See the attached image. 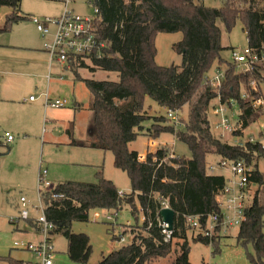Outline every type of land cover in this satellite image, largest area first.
Segmentation results:
<instances>
[{
  "label": "trees",
  "instance_id": "trees-1",
  "mask_svg": "<svg viewBox=\"0 0 264 264\" xmlns=\"http://www.w3.org/2000/svg\"><path fill=\"white\" fill-rule=\"evenodd\" d=\"M223 1V7L217 9L206 7L202 0H90L100 11L98 33L107 43L101 57L90 58V70L114 72L119 76L116 82L82 79L94 98L95 140L90 147L113 155L114 166L128 175L132 192L120 193L99 171L95 183L57 185L52 192L62 198H50L51 191L43 193L44 214L53 226L51 234L66 239L71 261L89 264L92 254L90 238L73 233V222H88L90 213L96 210L117 214L123 206H129L133 215L141 212L142 225L126 226L119 236L113 234V240L121 241V236L129 233L131 242L103 256L98 264H149L167 258L174 251L173 240L181 242L174 264H191L189 237L196 243L217 245L222 226H217L212 238L205 237L203 231L209 217H222L226 178L208 173L209 155L221 160L244 161L250 169L249 183L264 187V173L256 164L264 158L262 145L251 142L230 145L212 132L208 119L209 106L217 98L223 104L230 105L231 100L239 103L237 130L232 133L235 137L240 138L259 117L261 110L253 104L262 98L258 84L264 80V62L242 72L236 63L224 60L221 53L225 48L221 45L217 21L222 20L231 30L240 19L248 46L264 53V0ZM21 2L0 0V7L13 10L0 33L10 32L15 24L26 19L19 15ZM175 32L183 34L182 41L174 46L182 56V65L161 67L155 62L156 35ZM83 62L78 59L72 68L78 69ZM214 66L219 70L225 68V78L217 88L207 85L208 74ZM243 94L246 98H242ZM195 95L197 98L193 101ZM147 98L176 113L188 104L190 113L184 131L163 125L170 119L168 114L150 117L144 110ZM153 120L157 123L146 128L145 123ZM156 127L160 128L155 130ZM163 133L185 143L192 157H177L167 148L141 156L128 148L141 136L155 139ZM74 144L84 146L80 142ZM259 192L247 203V220L237 235L239 245L253 249V253L247 252L251 264H264V206L259 202ZM163 203L175 212L170 242L165 241L161 228ZM192 216L199 218L200 229L189 225L187 219ZM28 226L40 233L34 218L28 220ZM0 260L21 264L10 259Z\"/></svg>",
  "mask_w": 264,
  "mask_h": 264
},
{
  "label": "rangeland",
  "instance_id": "rangeland-1",
  "mask_svg": "<svg viewBox=\"0 0 264 264\" xmlns=\"http://www.w3.org/2000/svg\"><path fill=\"white\" fill-rule=\"evenodd\" d=\"M202 3L206 7L217 9L224 5L223 0H202ZM70 7L80 15L93 13V5L90 0H71ZM64 9V3L60 0H22L20 6V11L23 14L34 16L42 21L47 18H59ZM12 11L10 7H0L1 28L4 27L5 20ZM27 21L25 20L19 25L16 24L11 30L12 33L0 34V69L6 71L0 73L2 97L6 98V101H0V134L8 129L14 137L11 145L8 144L10 150L6 141L1 140L0 144V191L2 192H0V196H6V208L0 212V258H13L20 263L35 261L36 257L28 251L16 248L15 242L38 243L42 236L29 232L28 220L20 219L17 223H12L10 217H18L22 209H27L31 218H39L43 215L39 198L45 191H52L57 185L64 182L95 183L96 174L102 171L103 177L113 182L120 193L128 195L132 192L128 175L114 166L113 155L110 152L90 147V144L95 140L92 112L94 98L84 81L77 80L76 74L72 70L68 69L62 73V81L58 76L53 75L55 79L51 82V86L54 84L52 88L59 89V91H52L53 96L49 95V97L54 100L59 97L67 99L69 104L65 108H48L47 117L51 121L47 120L45 123L44 115L40 116L37 110L29 109L30 96L36 98L38 94L34 92V86L28 84L26 77L23 78L20 70L26 74L28 68L31 67L26 60L28 57L24 54H31L32 50H28L27 47H32L34 40L25 42L22 32L31 38L37 34L38 30L31 21L29 22L32 26L28 25L30 23ZM217 25L221 30V45L225 48L221 57L227 62L233 63L231 51L243 52L248 48L247 35L243 30L242 22L238 19L231 30L226 28L222 20H218ZM182 39L181 32L156 35L155 62L157 65L161 67L182 65V56L174 48ZM90 67H92L91 61L85 60L78 68L80 69L78 76L96 81L116 82L119 80L118 74L114 72L101 70L91 72ZM224 69L219 70L214 66L208 77L213 78L217 71L223 72ZM258 85L264 100V80ZM213 88L217 87L213 86ZM201 92L202 90L198 94ZM196 98L197 95L193 97V101ZM75 105H79L80 109H76ZM216 105L219 106V98L211 102L208 110L211 129L216 136H220L219 138L230 145H244L250 141H252L251 143H260L264 150V108H260L258 119L238 138L227 132L221 134L222 131L215 129V124L220 120L219 117L213 115V108ZM225 105L228 107V104ZM144 110L152 118L167 117V114L169 117L171 112L151 98L146 99ZM240 112L239 103L235 102L232 110H228L225 115L236 126ZM189 113L190 107L187 104L179 113L175 114L176 120L171 121L169 117L170 119L163 125L167 126L168 124L173 128L176 126L177 131H184ZM152 123L157 122L155 120L146 122V128H152ZM71 127L73 128L70 135L67 130ZM158 128L160 127H156L155 130ZM74 141L83 143L84 146L75 145ZM16 144L18 145L16 146ZM128 148L138 152L141 156H145L148 152H155L159 148H167L169 153L174 152L177 157H192L188 146L169 133H163L155 139L141 136L130 143ZM220 160L221 158L218 156L209 155L206 159L207 168L209 165L216 166ZM256 164L258 170L264 173V158L258 159ZM41 170L48 171L47 180L50 182V187L43 184L39 186ZM215 171L219 175H225L226 184H228V180L232 178L230 171L227 169ZM251 191L253 193L260 191L259 202L264 206V187L261 188L255 184L251 186ZM253 193L251 199L256 194ZM22 196L27 199L25 207L19 203ZM223 202H225V197H223ZM41 204L44 205L43 200ZM222 212L227 214L224 208H222ZM137 224L142 225L141 212L133 215L129 206H123L117 214L108 210L92 211L88 222H73L71 229L75 234H85L90 238L92 254L89 264H98L103 256L131 242L132 238L129 233L124 234L125 242L113 240V234L119 236L126 226L134 227ZM220 228L221 233L218 235L220 240L215 246L196 243L189 237V262L191 264H251L247 252L253 253L252 247L244 248L237 242L239 226L224 225ZM50 241L55 251L52 258L53 264H78L69 259L67 255L68 243L62 235L50 234ZM179 244H181L180 241L173 240L174 251L167 258H159L149 264H174ZM0 264L8 263L0 260Z\"/></svg>",
  "mask_w": 264,
  "mask_h": 264
},
{
  "label": "built area",
  "instance_id": "built-area-1",
  "mask_svg": "<svg viewBox=\"0 0 264 264\" xmlns=\"http://www.w3.org/2000/svg\"><path fill=\"white\" fill-rule=\"evenodd\" d=\"M64 3L65 9L63 14L59 18H47L40 20L34 16L29 19L36 25L37 30L40 32L43 38L51 36L49 40L44 42V49L49 54L50 59L57 61L61 64L71 65L76 63L78 59L90 60L93 56L101 57L103 49L107 47V43L103 41L98 33V24L100 21V11L98 8L93 7V13L91 15L77 14L70 7L71 0H60ZM53 28V30H52ZM233 62L242 68V72H247L255 68V66L261 62H264V53H259L257 50L248 46L243 52L232 50ZM225 78V73L217 71L216 76L213 78L208 77L207 85L219 87ZM255 83H252V87ZM242 98H246V94L242 95ZM31 97L30 100H34ZM220 104L216 108H213V114L219 116L220 120L215 124V129L222 131L221 134L227 132L232 134L237 130L236 126L226 117V105L223 104L219 98ZM47 106L53 108H64L69 103L67 99L50 100L46 96L45 101ZM235 101L231 100L228 109L233 107ZM253 107L255 109L264 108L263 98H258L254 101ZM175 112H170L169 117L176 120ZM9 141H12L14 137L9 133L5 134ZM252 142V141H250ZM242 146V144H240ZM170 150V149H169ZM216 168L227 169L230 171L232 178L223 189V195L225 202L222 203L221 209L224 208L227 214L222 212V217L214 215L209 217L206 226L203 231V235L208 238H212L217 226H241L246 222L247 217L245 214V208L249 202L251 196V184L249 183L248 173L250 169L247 164L242 160H220L216 165ZM214 166H209V172H214L216 169ZM48 171L41 170L39 174V186L44 185L50 187V182L47 180ZM63 196L54 192H50V198L57 199ZM43 200V194H41L39 201L43 210V215L39 218H34L36 224L39 227V234L42 239L38 243H26L23 241L15 242V247L20 250H25L33 254L36 257L35 261H24L21 264H53L52 258L54 256V249L51 245L50 234L53 226L47 221L44 214V205L41 204ZM19 203L25 207L27 204L26 197H21ZM163 208H168L166 203H163ZM230 214H232L230 216ZM20 219L30 220L29 211L22 209L18 217H10L12 223H17ZM144 219V218H143ZM188 223L193 229H200L198 217H188ZM162 233L165 236V241H172V231H168V225L161 220ZM121 242H125V238L121 236Z\"/></svg>",
  "mask_w": 264,
  "mask_h": 264
},
{
  "label": "crops",
  "instance_id": "crops-1",
  "mask_svg": "<svg viewBox=\"0 0 264 264\" xmlns=\"http://www.w3.org/2000/svg\"><path fill=\"white\" fill-rule=\"evenodd\" d=\"M12 13H10V15ZM19 15L20 16H25L26 19H24L23 21H20L19 23H17V25H19L20 23L24 22L25 20H28L27 23L29 21H31L29 18L32 17V16L23 14L21 11L19 12ZM5 23H6V20H5ZM5 23H4V25H5ZM15 25L13 26V28L15 27ZM28 25L32 26L31 23L28 24ZM2 28H3V26H2ZM52 30H53V28H52ZM7 33H12V32L11 31L10 32H5V34H7ZM0 34H3V33H0ZM22 36H23L22 38H23V40L25 42H30V41L34 40L33 41L34 45H32V47H27L28 50H32L31 54H24V56L28 57L26 60H27L28 63H30L31 67L28 68V72L26 71V74L21 72V70H20V74H23V78L26 77V79L28 80L27 81L28 84L29 85L32 84L34 86V92L36 94H38V97H36L34 100H30V98L33 97L32 95L30 96L29 101L31 103L29 105V109L31 111L37 110L39 112L40 116L44 115V120H45L44 122L46 123L47 120L51 121L47 117L48 108H53V107H50V106L46 105V103H45L46 96L50 100H54L51 97H49V95L53 96V92L52 91H54V92L55 91H59V89L55 90V89L52 88L54 84L51 86V82L55 79V78H53V75L54 76H58L59 80L62 81L63 80L62 77H61L62 73H65L66 70L70 69L76 74V79L77 80H80V79L82 80L83 78L78 76V71L80 69L72 68L74 66L71 67V65L61 64V63H59L57 61H53V60L50 59L49 54L44 49V42L46 40H49L51 38V36L43 38L42 35L39 33V31H37V34L32 36L31 38H29L27 34H24V32H22ZM42 42H43V44H42ZM18 60H21V59H18ZM23 60H25V59H23ZM2 72L4 73L6 71L4 69H0V73H2ZM58 99H61V98L59 97ZM2 100L6 101V98L2 97V88H1V84H0V101H2ZM55 100H57V99H55ZM219 104H220V101H219ZM75 107H76V109H80L79 105H75ZM216 107H217V105L214 108H216ZM232 108L227 109L226 112H228V110H232ZM55 109H57V108H55ZM216 117L218 118L219 116H216ZM71 126H73V125H71ZM72 128L73 127H71L70 129L67 130L68 134H70V135L72 134V133H70ZM7 133H9L10 135H13L11 133V131H9L8 129L5 130L2 134H0V144H1V140L6 141L7 142V147L10 150V147H9L8 144L12 143L14 141V139L12 141H9L7 139V137L5 136V134H7ZM23 134H26V133H23ZM74 142H76V141H74ZM74 142H73V144H74ZM17 145L18 144H16V146ZM217 164H218V162H217ZM209 166H213V165H209ZM214 167L216 168V166H214ZM217 169H219V168H216L215 170H217ZM208 173L209 174H213V175H219V173H216V171L211 173L208 170ZM221 176L225 177V175H221ZM229 180H228V182H229ZM2 184L4 186V183H2ZM252 185H255V184H251V186ZM3 192H5V191H3ZM251 193H253V192L251 191ZM255 193L256 192H254L253 194H255ZM253 198H254V195L252 196V199H251V196H250L249 200L252 201ZM5 203H6V196L5 195H1L0 196V208H2V209H0V212H2V210H4L6 208ZM27 228L28 229L30 228L29 232H33L34 234H39L35 229H33V228L29 227V226H27ZM23 232H27V231H23ZM29 241H31V240H29ZM30 254H32V253H30ZM10 260L15 261V259H13V258H10ZM1 261H6V263L10 264L7 260H1Z\"/></svg>",
  "mask_w": 264,
  "mask_h": 264
},
{
  "label": "water",
  "instance_id": "water-1",
  "mask_svg": "<svg viewBox=\"0 0 264 264\" xmlns=\"http://www.w3.org/2000/svg\"><path fill=\"white\" fill-rule=\"evenodd\" d=\"M161 220L168 225L167 230H173V223L175 218V212L171 208H163L160 212Z\"/></svg>",
  "mask_w": 264,
  "mask_h": 264
}]
</instances>
